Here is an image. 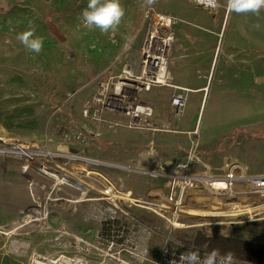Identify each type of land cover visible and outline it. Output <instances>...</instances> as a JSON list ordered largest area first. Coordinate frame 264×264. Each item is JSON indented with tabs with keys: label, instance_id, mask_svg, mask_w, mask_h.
Returning <instances> with one entry per match:
<instances>
[{
	"label": "rangeland",
	"instance_id": "1",
	"mask_svg": "<svg viewBox=\"0 0 264 264\" xmlns=\"http://www.w3.org/2000/svg\"><path fill=\"white\" fill-rule=\"evenodd\" d=\"M120 2L125 9V17L117 31L108 34L99 30L89 31L83 26L81 13L88 0L0 2V6L6 9L0 12V264H140L131 253L133 245L147 230L150 238L145 243L148 261L143 264H154L163 247L185 246L180 238L192 230H199L207 238L218 235L264 245V222L253 223L254 226L248 223L207 228L197 225L208 224V221L193 219L184 221L191 228L170 231L158 217L136 207L129 208L128 216H121L117 225L105 227L92 217L93 207L102 202H85V199L101 198L97 193H101L105 183L100 178L92 175L86 176L89 179L72 178V183L77 186L61 185L62 181L57 186L53 175L44 173L40 167L28 164L23 156L11 152L14 146L16 149L28 146L51 153L82 154L99 161L124 165V159H116L120 149H108L109 146L104 145L110 130H101L98 124L87 123L80 116L82 107L95 93L99 81L116 77L125 68L135 69L138 66L145 38L141 30L143 0ZM226 2L220 0L222 9L209 16L201 10H196V16L190 15L189 9L178 2L173 5V11L171 7L161 5L171 12L158 9L156 4L151 7L176 17L182 27L191 22L226 24V37L219 41L211 77H218L228 40L239 39L240 33L235 31V26L245 24L247 40L262 46V52H253L255 87L253 99L250 97L253 113H247V119L243 116L239 119L244 114L242 103L245 102L241 97L230 95L229 98L223 94L225 90L222 87L213 83L209 88L210 82L205 94L189 96V103L178 119H183L188 128H195L186 155L188 157L190 151L196 152L199 162L194 164L193 170L204 171L203 164L209 166L212 172L219 171L226 161L243 164L251 174H264V18L231 11L226 14L223 9ZM194 17L198 19L191 20ZM30 20L36 25V35L44 37V47L39 55L29 53L15 38L17 33L28 28ZM257 23L259 29L254 27ZM50 28H54L62 42L48 31ZM184 39L194 40L197 37L178 32L177 27L170 55V71L175 66L172 64L176 54L174 48ZM72 95L73 98H69ZM173 95L171 90L164 88L155 99H151V93L140 99L150 107H162L169 104ZM250 98L247 97L248 106ZM172 115L168 113V116ZM61 119L63 126H74L85 134L86 127L90 125L100 134L96 141L84 146L71 144L63 140L61 130L56 127ZM105 119L110 117L105 116ZM236 119H239L238 131L218 143L215 140L211 142L212 135L227 129ZM247 131H254L256 135ZM195 136H199V140L194 139ZM203 138L210 143H203ZM186 158L172 162L183 163ZM158 160L155 168L166 166V159ZM49 165L52 167L54 163ZM75 169L83 174L85 172L83 166ZM104 174L119 190L138 188L143 191L146 186L155 185L148 179L122 172L106 170ZM60 180L58 177L57 181ZM147 195L150 196V192ZM139 203L144 204L142 201ZM245 226L249 228L233 229ZM120 232L124 238L116 239ZM111 237L117 243L112 248L109 246Z\"/></svg>",
	"mask_w": 264,
	"mask_h": 264
},
{
	"label": "built area",
	"instance_id": "2",
	"mask_svg": "<svg viewBox=\"0 0 264 264\" xmlns=\"http://www.w3.org/2000/svg\"><path fill=\"white\" fill-rule=\"evenodd\" d=\"M187 1L194 7L210 13L222 9L220 0H216L215 4L212 3V0ZM223 9L228 14L227 2ZM141 19V30L145 38L142 40L138 66L135 69L125 68L118 76L105 77L106 79L99 81L95 93L82 107L80 113L82 120L98 124L101 130L121 128L127 131H144L152 134L167 132V128L159 129L152 122L153 108L137 99L140 93H149L155 88H169L179 92L172 96L170 101L177 118L186 106L187 97L184 94L186 91L172 85L169 76L170 55L174 47L175 28L179 20L172 15L159 13L154 8L147 6L143 8ZM73 96H69V98H73ZM105 116H117L120 119L110 118L107 120ZM61 121L62 119L56 127L61 130L63 140L78 146H84L89 142L87 136V134H91L89 128L86 127L87 130L84 134L74 126L61 125ZM99 134L100 132L96 136ZM11 152L23 156L28 164L40 167L44 173L53 175L57 186H60L61 181V185L77 186L72 183V178L89 179L86 176L90 175L100 178L105 183L101 193H97L101 198L85 199V202H94L95 200L102 202V204L93 207L92 217L105 227L120 223V217L128 216L127 209L131 207L152 213L167 224L170 231L191 228L184 224V221L193 219L208 221V224L197 225L207 228H217L216 226L226 224L248 225V223L264 222V174H251L247 167L238 162L225 161L219 171L213 172L209 166H203L204 171L197 172L193 170V166L197 161L199 162V159L195 151L192 153L190 151L183 163L148 171H138L129 165L99 161L82 154L61 151L51 153L36 147L25 146V149H16L14 146ZM51 162L54 163L52 167L48 166ZM77 166L85 167L84 174L75 169ZM106 170L162 182L164 191L162 193L153 191L148 196L140 190L139 196L130 190H118L105 177ZM58 177L61 179L59 182L57 181ZM140 201L144 204H140ZM147 231H143L142 238L133 245L131 253L140 264L148 261V249L145 243L150 238H148ZM122 236L124 238L120 232L116 239H121ZM113 239V237L110 238V248L117 246ZM188 251L198 252L201 257L206 254L187 246H166L161 249L154 264L178 262L180 254ZM235 261L236 264H250L244 261Z\"/></svg>",
	"mask_w": 264,
	"mask_h": 264
},
{
	"label": "crops",
	"instance_id": "3",
	"mask_svg": "<svg viewBox=\"0 0 264 264\" xmlns=\"http://www.w3.org/2000/svg\"><path fill=\"white\" fill-rule=\"evenodd\" d=\"M176 2L185 7L187 10L189 9L190 15L193 14V16H196L195 14H198L196 10H201L203 13L206 12L208 16L212 14L203 9L194 7L187 0H162L161 4L159 3V0H157L155 6L158 9L164 10V8H162L161 6L162 4H164L165 6L171 7L172 9L173 5ZM0 7L2 8V11H6L4 7ZM169 10L170 9L164 11L171 12ZM175 12H177L176 8ZM259 18H264L263 10L259 14ZM196 19L198 18L194 17L191 20L196 21ZM191 23L192 24H188L185 27H182L181 25L176 26V28L178 27V32L186 33V35H194L197 37V39H184L182 43H179L177 46H175L174 50L176 49V54L174 55V59L172 62V64H175V66L173 70H169L171 84L186 91L184 92V94L187 97L186 102L189 103L190 95L205 94L206 91L209 90L211 85L214 83L215 85H217V87H222V89L225 90L223 94L228 95L229 98L230 95H239L241 97V100H243L245 103H242L244 106V110L242 112L244 114H242L239 119H241L242 116L246 117L245 119H247V113H253L252 99L255 87V59L253 58V52L254 50L262 52V46L253 45V43L247 40L244 34L245 24L241 26H235V31L240 33L238 35L239 39H227V52L220 67L218 77L215 76L214 78L213 76L211 77V69L214 62L213 59L218 50L220 39H224L226 37L224 35L226 24L222 26V24H215L214 21H212L211 23L203 24L193 22ZM231 47L234 48L232 52ZM209 82L210 85L208 88ZM163 89L164 88H155L152 89L149 93H140L139 101L141 102L140 98L143 95H147L150 93L152 97L151 99H155L160 95V92ZM165 89L171 90L174 95L179 93L169 88ZM247 97H252V99L250 98V106H248ZM170 101L168 105L161 104L162 107H159L158 105L151 106L154 110V118L152 119V122L159 129L167 128V132L154 133V135L151 132L127 131L121 128H115L108 131L107 140H105V142L107 143H104V145L109 146L108 149H120L121 152H118L116 154V159H124V165H129L133 168L138 169V171H148V169L152 170L153 167V169H155V167L158 165L157 162H159L158 159H166L167 163H165V167L172 166L174 164V162L172 161H177L178 159L180 161L185 160V158L187 157V151L189 149V141L190 139H193L191 137L195 135V128H188L186 122L183 121V119H178L176 118V116L172 115L174 108L171 106ZM170 112L172 116H168V113ZM110 118L120 119V117L117 116ZM239 119H236L233 125H228L227 129L218 130L216 134L211 136L214 137L213 139H211V142L215 140L214 142L218 143L224 137L232 136L234 132L238 131L237 122L239 121ZM122 120L126 121V119ZM89 130L91 131V134H89L88 138L89 142L96 141V134L100 131L96 132L90 125ZM195 137L196 138L194 139L198 140L200 138L199 136ZM202 142L205 144L210 143V141H208L206 138H203ZM203 166L205 165L202 164V167ZM153 183H155V185L145 187V189L143 190L144 194H147L149 192L152 194L153 191H155V193H162L164 191V184L162 182L152 181V184ZM123 190H125V188ZM129 190L132 191V193L135 195L136 193L140 194V189L138 188H130Z\"/></svg>",
	"mask_w": 264,
	"mask_h": 264
},
{
	"label": "clouds",
	"instance_id": "4",
	"mask_svg": "<svg viewBox=\"0 0 264 264\" xmlns=\"http://www.w3.org/2000/svg\"><path fill=\"white\" fill-rule=\"evenodd\" d=\"M157 0H143L142 7H151ZM215 4L216 0H212ZM227 8L236 14H252L259 16L264 10V0H227ZM125 9L120 0H88L87 7L81 13L83 26L89 31L99 30L103 34L115 33L119 28ZM259 29L260 25H254ZM36 25L30 20L28 28L16 34V40L32 54L39 55L44 47V37L36 35ZM172 264H236L233 253L221 255L218 250H212L203 257L198 252H183L179 261Z\"/></svg>",
	"mask_w": 264,
	"mask_h": 264
},
{
	"label": "trees",
	"instance_id": "5",
	"mask_svg": "<svg viewBox=\"0 0 264 264\" xmlns=\"http://www.w3.org/2000/svg\"><path fill=\"white\" fill-rule=\"evenodd\" d=\"M2 12V8H0ZM59 42L63 39L55 34V30H48ZM52 31V32H51ZM264 131V128H263ZM251 135H256L254 131L247 132ZM129 211V209H127ZM252 224L250 226H254ZM248 227H235V230H241ZM181 242L196 251L208 253L212 250H218L221 255L226 253H233L235 260L244 261L250 264H264V245L246 241L233 237L217 236L214 238H207L203 236L199 230H192L188 234H183L180 238Z\"/></svg>",
	"mask_w": 264,
	"mask_h": 264
}]
</instances>
